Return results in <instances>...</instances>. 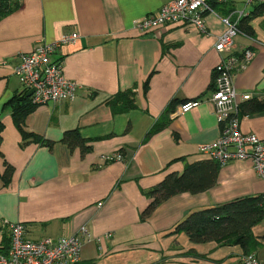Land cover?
<instances>
[{"label":"crops","instance_id":"crops-1","mask_svg":"<svg viewBox=\"0 0 264 264\" xmlns=\"http://www.w3.org/2000/svg\"><path fill=\"white\" fill-rule=\"evenodd\" d=\"M171 0H22L0 14V245L10 227L23 223L32 240L77 233L87 226L77 264H236L246 250L238 236L194 242L178 225L194 211L264 195V179L250 160L221 165L206 191L183 192L162 201L149 216V194L168 174L205 160L200 145L221 135L210 101L215 69L225 53L215 49L227 25L220 16L245 9V0L212 3L207 33L192 24H167L153 32L134 28L135 19L157 13ZM252 11L254 6L246 7ZM220 15V16H219ZM254 36L240 33L234 51L253 59L234 75L241 104V129L264 139V13L252 16ZM79 33L53 56L64 75L79 84L72 100L35 106L24 129L52 146L24 138L7 103L24 91L15 75L20 55L40 41ZM132 92L136 107L114 111L111 101ZM252 99L241 102V95ZM202 102L173 115L188 100ZM162 129L147 138L158 122ZM78 130L88 150L62 141ZM14 167L6 183V165ZM251 253L264 260V219L251 228Z\"/></svg>","mask_w":264,"mask_h":264},{"label":"built area","instance_id":"built-area-1","mask_svg":"<svg viewBox=\"0 0 264 264\" xmlns=\"http://www.w3.org/2000/svg\"><path fill=\"white\" fill-rule=\"evenodd\" d=\"M22 0H0L8 8L19 6ZM229 0H215L226 4ZM264 0H245V9H233L225 16H220L226 23V31L218 37L215 49L225 53L215 69L213 92L210 101L214 105L215 115L221 124V135L216 140L200 145V150L207 158L224 165L234 160H250L257 174L264 179V139L255 134L245 133L241 129V104L233 79L236 71L245 67L254 57L255 52L246 49L234 51L235 38L241 33L240 21L251 14L246 7L260 4ZM4 9V8H3ZM206 13H216L211 0H171L157 13H150L134 20L133 26L142 32H153L167 24H192L200 32L207 33L204 20ZM79 33L65 34L54 42L40 41L30 52L20 55V62L15 66V75L25 89H34L32 103L42 105L49 102L72 100L77 94L79 84L64 75L63 61L54 60L53 56L62 45L74 42ZM252 99L250 93L241 95V102ZM200 99L182 103L173 115L185 113L198 107ZM11 249L8 254L0 253V264H77L81 260L84 244L94 239L87 226L79 232L66 234L58 238L45 237L32 240L26 235L23 223L11 225ZM236 264H264L256 254H243Z\"/></svg>","mask_w":264,"mask_h":264},{"label":"trees","instance_id":"trees-1","mask_svg":"<svg viewBox=\"0 0 264 264\" xmlns=\"http://www.w3.org/2000/svg\"><path fill=\"white\" fill-rule=\"evenodd\" d=\"M3 4V8L0 9V14L9 13L19 6L14 8H8ZM264 13V2L254 5L251 14L242 18L240 21V30L242 33L248 36H254V30L249 25L248 21L252 16H256ZM28 90L24 88V91L20 95L14 96L7 106L13 108V116L15 122L22 132L24 138H33V140L46 144L49 147L52 143L41 136H37L33 133H29L24 129V118L27 113L32 110L35 104L32 103V96L27 95ZM109 104L112 105L114 111H126L136 107V101L132 92L119 93L115 100ZM254 109H264V103L256 101ZM164 122H158L149 131L147 138L153 133L164 127ZM3 125L0 123V158L3 153L1 151V132ZM70 148L80 146L83 150H88L89 147H85V142L79 134L78 130L67 131L62 139ZM221 163L213 159H205L194 163H188L181 174L171 173L157 186L151 189L149 194L153 197V201L143 211L142 218L149 216L155 210V208L164 200L169 197L189 192L191 194H197L211 188L216 180ZM14 172V167L11 164L6 165V169L3 173V178L8 183ZM264 219V195L255 197H246L237 199L227 204L208 207L205 209L192 212L185 221L181 222L178 229H184L190 236V239L194 242H205L213 240H221L230 236H238V242L247 251L246 254L251 253L254 246H257L251 228L261 222ZM9 235L6 239V244L0 245V253L8 254L11 249L12 237L11 228Z\"/></svg>","mask_w":264,"mask_h":264},{"label":"water","instance_id":"water-1","mask_svg":"<svg viewBox=\"0 0 264 264\" xmlns=\"http://www.w3.org/2000/svg\"><path fill=\"white\" fill-rule=\"evenodd\" d=\"M212 3H215V0H211ZM34 89H31L30 91H28L27 95L31 96V94L33 93Z\"/></svg>","mask_w":264,"mask_h":264}]
</instances>
